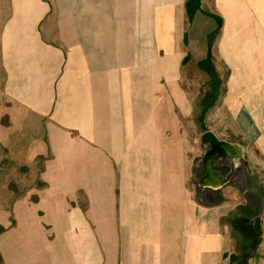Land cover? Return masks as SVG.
Listing matches in <instances>:
<instances>
[{
  "label": "crops",
  "instance_id": "0c3cea01",
  "mask_svg": "<svg viewBox=\"0 0 264 264\" xmlns=\"http://www.w3.org/2000/svg\"><path fill=\"white\" fill-rule=\"evenodd\" d=\"M0 145L65 215L3 264H264V0H0Z\"/></svg>",
  "mask_w": 264,
  "mask_h": 264
},
{
  "label": "rangeland",
  "instance_id": "374dc122",
  "mask_svg": "<svg viewBox=\"0 0 264 264\" xmlns=\"http://www.w3.org/2000/svg\"><path fill=\"white\" fill-rule=\"evenodd\" d=\"M170 1L124 0L125 4L134 5L141 18L154 7L168 5ZM51 146L33 145L32 150H27L26 154L29 166L23 167L19 164V145H0V264H3L4 249H7L11 240L18 244H34L40 232H43L44 237L51 236V223L65 220V215L52 213L50 208H45L56 200L45 196V190L52 184L47 180L55 167L48 165L45 166L47 170H43L40 165L41 159L55 157ZM4 157L5 163L2 162ZM33 159L36 162H32ZM39 223H43V228L36 230L34 225Z\"/></svg>",
  "mask_w": 264,
  "mask_h": 264
},
{
  "label": "water",
  "instance_id": "95a60500",
  "mask_svg": "<svg viewBox=\"0 0 264 264\" xmlns=\"http://www.w3.org/2000/svg\"><path fill=\"white\" fill-rule=\"evenodd\" d=\"M203 139L210 145V149L206 152L204 156V163L207 170V175L203 181V183L205 184L206 181L211 179L212 174L211 170L209 169L211 163L215 159H219L228 155H233L234 150L226 142L220 141L212 132L205 133L203 135Z\"/></svg>",
  "mask_w": 264,
  "mask_h": 264
}]
</instances>
